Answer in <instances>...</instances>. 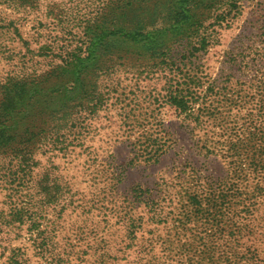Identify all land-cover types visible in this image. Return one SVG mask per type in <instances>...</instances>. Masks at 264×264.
Here are the masks:
<instances>
[{
	"label": "rangeland",
	"instance_id": "374dc122",
	"mask_svg": "<svg viewBox=\"0 0 264 264\" xmlns=\"http://www.w3.org/2000/svg\"><path fill=\"white\" fill-rule=\"evenodd\" d=\"M93 1L38 0L37 9L24 13L0 6V86L3 78L15 79L17 89L27 92L23 104L65 102L77 71L65 60L80 44L84 20L99 9ZM235 7L238 15L217 29L216 41L201 53L187 54V65L179 64L168 82L188 95L195 77L200 80L185 113L151 103L150 95L155 100L164 94L165 80L144 81L135 69H124L114 77L120 95L109 91L104 96L82 130L86 138L73 152L37 146L39 136L61 140L67 135L61 136L63 129L50 130L49 122L44 125L45 114L28 122L25 132L23 119L6 123L9 143L0 156V264H52L54 250L67 264H209L202 253L208 248L213 264H224L218 252L235 243L226 233L234 231L227 227L232 223L242 225L240 202L257 200L264 210V172L250 170L242 125L256 120L254 104H264V97L252 93L264 90V61L257 59L264 54V0H237ZM51 87L60 91L51 99L30 98L36 91L44 98ZM205 107L213 114L206 124L188 125L186 115ZM122 110L129 114V137ZM216 112L225 113L222 123ZM24 139L29 141L22 146ZM153 143L166 144L155 161L148 154ZM193 190L199 201L190 200ZM222 201L235 211L219 216ZM154 204L160 217L151 213ZM19 208L31 218L24 224L13 220ZM254 229L255 245L264 247V222H256Z\"/></svg>",
	"mask_w": 264,
	"mask_h": 264
},
{
	"label": "trees",
	"instance_id": "16d2710c",
	"mask_svg": "<svg viewBox=\"0 0 264 264\" xmlns=\"http://www.w3.org/2000/svg\"><path fill=\"white\" fill-rule=\"evenodd\" d=\"M37 1L0 0V6L16 13H24L37 9ZM117 3H119L117 0H94L91 4H98L99 9L93 12L92 18L88 17L84 20L80 44L68 52L66 60L60 59L61 61L65 60L66 64L77 70L72 76L74 81L71 89L73 92L71 96L65 98V102L61 104L50 101L49 104H23L22 98L24 99V93L27 92L22 88L21 92L17 89L15 79L11 78L9 81L7 78H3L5 83H3L2 96H0V156L6 153L3 147L9 143V139L4 138L5 125L9 120L14 119V117L18 120L23 119L22 127H24L23 132H25L28 122L34 118L38 119V116L43 114L46 115L44 125L49 122L50 130L56 133L63 129L64 133L61 136L66 132L67 135L61 140L55 139L56 136L54 139L45 135L39 136L37 146L40 147L46 143L50 144V147L56 151L73 152L78 146L76 143H82L86 138L85 135L87 134H84L82 130L90 126V121L92 118L94 119L96 111L101 107L100 103L104 100V96H107L109 91L117 94V96L120 95L119 89H116L118 81L115 82L114 77L117 78L119 73H126L124 69H128V71L135 69L137 78L144 81L148 78H150L149 80L152 78L165 80L163 85L167 86L162 90L164 94L155 100H153L152 95L149 96L152 98L151 103L158 108L163 106L173 108L178 115L192 108V97L196 94L195 88L198 89L201 85L200 80L195 77L193 91H190L188 95L183 94L184 92H178L177 89L173 88L174 85H170L168 82L171 81L179 64L187 65L188 62L183 61L187 59V54L194 56L196 53H201L202 50L205 51L211 42L216 41L217 29L222 25L225 29L236 18L238 15L237 10H235L237 0H133L132 2L120 0V5ZM208 21L211 22L205 26V22ZM207 27L211 29L210 32ZM176 59L179 62L175 63ZM257 59L264 61V54ZM231 61L233 60L229 62L232 63ZM189 63L192 62L189 61ZM262 66L260 75L264 78V65L262 64ZM198 69L196 70L198 71ZM177 72L178 74H185L182 71ZM182 77L188 78L187 75ZM109 83H113L112 87L116 91L109 89L111 86ZM2 87L0 86V89ZM58 87H51L48 91V93L50 92L49 95H45L44 98L40 96V91L33 92L30 98L42 101L49 96L51 99L60 92ZM209 90L211 93L212 89ZM252 93L253 95L256 93L257 98L264 97L263 89L258 92L252 90ZM135 99L137 98L135 97ZM36 106L41 110H37ZM234 107L232 106L233 109ZM254 108L257 113L256 120L247 119L242 125L247 133L244 149L245 153L249 155L248 165L250 170L258 173V171L264 172V160L258 156L262 155L261 151L264 149V104H254ZM122 113L125 120L123 128H128L127 135L129 137L132 131L130 122L127 121L129 114L125 110H122ZM212 115L209 108L205 107L202 113L194 114L192 112L186 115L187 123L193 128L202 127ZM216 115H221V113L216 112ZM223 115L225 113L222 112V115L217 117L221 123L225 119ZM134 121L136 120L134 119ZM41 132L43 133L45 130H41ZM68 134L72 135V138L68 139ZM165 135H168L167 132ZM26 141L29 140L24 139L19 144L25 146ZM143 143L147 144L148 142L145 140ZM164 145L166 144L153 143L148 145L150 147L148 154L153 161L158 158L157 153L163 149ZM17 151H20L19 154L23 152L20 147L17 148ZM17 157L21 156L15 158ZM24 159L29 160L30 156L27 155ZM235 184L240 185L238 181ZM196 190L188 192L191 195V201L200 200L195 194L199 193ZM242 202H240L242 208L239 213L236 212L242 225L235 224V226L232 223L233 226H227L228 229L234 228V231L231 230L226 233V237L230 239L231 235L235 243L232 244L233 246L225 247L219 251V258H222L224 264H264V247L255 245L257 239L254 234L256 222H264V219H260L262 215L264 216V210L262 214L261 204L257 200L245 199ZM218 205L226 210L219 211V216H225L230 209L235 211L233 206L224 201ZM209 209L212 210L213 207ZM151 211L153 217L162 215L161 212H157L159 209L155 204ZM25 215L22 208H19L13 213L14 222L24 224L27 222L26 219H31ZM222 232H226V228H222ZM209 251L208 248L207 251L202 252L207 255L203 257H207L206 262L213 264V254L210 256ZM52 257V264H67V260L60 258L55 250Z\"/></svg>",
	"mask_w": 264,
	"mask_h": 264
}]
</instances>
